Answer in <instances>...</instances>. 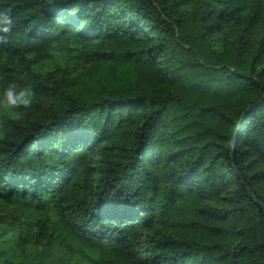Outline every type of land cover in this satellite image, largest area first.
<instances>
[{
  "label": "trees",
  "instance_id": "16d2710c",
  "mask_svg": "<svg viewBox=\"0 0 264 264\" xmlns=\"http://www.w3.org/2000/svg\"><path fill=\"white\" fill-rule=\"evenodd\" d=\"M0 8V81L50 99L0 122V264H264V0ZM50 51L88 67L44 91Z\"/></svg>",
  "mask_w": 264,
  "mask_h": 264
},
{
  "label": "rangeland",
  "instance_id": "374dc122",
  "mask_svg": "<svg viewBox=\"0 0 264 264\" xmlns=\"http://www.w3.org/2000/svg\"><path fill=\"white\" fill-rule=\"evenodd\" d=\"M204 3L195 2L186 8L188 13L194 14L198 17L203 11ZM27 74H29L30 82L32 85L43 86L44 91L51 88L55 83H71L75 81L76 77L81 73V71L87 67L82 63L75 62L69 56L62 55L56 51H50L47 54L31 55L27 61ZM24 84L25 82H21ZM50 99L44 96H36L34 104L26 112L31 115H38L46 108L49 104ZM16 118L14 115L0 111V122L3 118ZM16 212L14 209L7 208L4 203L0 200V219L3 223L0 227H11L13 224H17L18 221H25L22 219H15ZM156 234H165L162 230L158 229L155 231Z\"/></svg>",
  "mask_w": 264,
  "mask_h": 264
},
{
  "label": "clouds",
  "instance_id": "9594fccd",
  "mask_svg": "<svg viewBox=\"0 0 264 264\" xmlns=\"http://www.w3.org/2000/svg\"><path fill=\"white\" fill-rule=\"evenodd\" d=\"M15 18L10 8H0V44L7 42ZM35 101L33 89L16 81H0V111L22 118Z\"/></svg>",
  "mask_w": 264,
  "mask_h": 264
},
{
  "label": "water",
  "instance_id": "95a60500",
  "mask_svg": "<svg viewBox=\"0 0 264 264\" xmlns=\"http://www.w3.org/2000/svg\"><path fill=\"white\" fill-rule=\"evenodd\" d=\"M247 193L252 200H255V196L252 194V192L249 189H247ZM258 204L264 209V206L261 203Z\"/></svg>",
  "mask_w": 264,
  "mask_h": 264
}]
</instances>
